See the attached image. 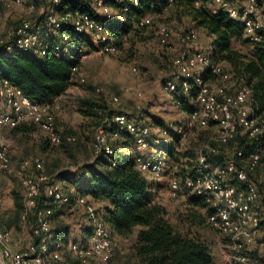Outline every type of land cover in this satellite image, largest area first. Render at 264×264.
Listing matches in <instances>:
<instances>
[{
  "label": "built area",
  "instance_id": "2783aa9c",
  "mask_svg": "<svg viewBox=\"0 0 264 264\" xmlns=\"http://www.w3.org/2000/svg\"><path fill=\"white\" fill-rule=\"evenodd\" d=\"M98 15L111 20L119 11L112 9L106 0H87ZM130 1L137 6L139 0ZM239 6L232 0H192L196 9L214 13L222 10L232 19L241 21L243 36L252 43H258L264 49V23L260 15L257 0H241ZM62 0H48V6L42 10L38 19H22L15 27L0 33V49L12 51L35 52L39 56L46 54L50 46L49 38L59 36L60 42L69 40L66 33L60 32L64 26H70L78 33H86L94 39L98 52L118 54V47L107 34L101 19L92 18L87 13L59 11ZM27 5V12L34 11V0H0V8ZM128 6L123 5L126 12ZM1 21V17H0ZM134 26L140 32L151 30L160 49L170 50L175 42L180 51L172 59L173 73L164 84V90L171 96L176 91L191 92L194 96L188 101L192 106L185 112V120L173 125L169 123L163 134H176L186 138L191 127L214 129V141L219 145L233 144L229 158L221 164H213L208 159V151L217 154L219 145H205L206 151L200 150L192 165L180 183L172 180L168 195L177 197L185 193L188 197H201L210 207L205 209L206 220L213 230L218 231L226 240L231 255L223 258L224 264H264V218L256 209L260 198L257 183L251 176L261 165L264 155V113L255 112L252 106V90L244 82L227 87L214 80L205 81L202 74L209 70L216 77H221L222 64L213 63L207 51L201 50L198 27L191 26L183 31H175L169 24H155L153 18L146 14L135 21ZM59 44L54 49L58 50ZM86 57L83 54L81 58ZM72 78L78 75L79 68L72 67ZM140 96V92L135 93ZM118 97H110L115 104ZM173 101V98H172ZM173 103L179 107L178 100ZM55 99L48 103H38L7 80H0V128L12 129L21 123H33L39 128L44 139L50 145L72 143L75 136L62 135L54 127ZM121 130L127 131L133 139L134 146L146 148L150 136V126L146 119H133L122 112L113 111L103 119L96 130L93 141L94 156H111L114 152L113 141L118 139ZM250 142L254 149L246 157L237 148L238 141ZM43 159H24L16 167L12 165L10 147L0 142V175L16 177L25 190L24 200L27 209H34V224L26 245L15 241L10 233L0 226V261L1 264H70L64 254L77 264H111L113 252L112 236L102 212L91 203L88 197L76 198L85 215L89 229L85 241H69L64 244L54 239L51 232L49 207L38 208L41 191L56 206L67 205L69 195L61 185L47 175L43 169ZM136 167L142 173L162 176L164 159L161 153L151 157L136 156ZM114 165V163H112ZM35 174L29 172V168ZM264 177V171L261 174ZM231 177L237 181L230 183ZM46 203V202H45ZM26 220V212L21 216ZM255 248L253 254L251 248Z\"/></svg>",
  "mask_w": 264,
  "mask_h": 264
},
{
  "label": "trees",
  "instance_id": "16d2710c",
  "mask_svg": "<svg viewBox=\"0 0 264 264\" xmlns=\"http://www.w3.org/2000/svg\"><path fill=\"white\" fill-rule=\"evenodd\" d=\"M257 2L258 5H262L264 0H257ZM105 3L119 11L111 20L98 15L87 0H62L58 10H78L91 15L92 18L101 19L105 24L107 34L118 46L122 44L124 38L134 32H140L134 26L135 21L150 14L151 11L173 5L190 8L193 25L213 37L207 50L211 61L228 65L232 77L237 82H244L251 88L252 106L255 112L264 113V49L260 44L243 38L241 21L230 18L222 10L211 13L196 9L192 5V0H139L137 6L132 5L130 1L106 0ZM125 4L128 10L123 12L122 8ZM60 32L66 33L69 40L62 43L58 35L50 37L48 40L50 46L43 56L32 51L24 52L14 49L8 52L0 49V80L9 81L38 103H48L62 95L71 83L72 67H79L82 55L87 53L83 49L91 47L92 41L89 34L78 33L70 26H64ZM235 39L248 46V53L232 47ZM55 44H59L58 50L54 49ZM201 76L205 81L216 78L208 69ZM194 93V90L191 92L178 90L173 93L172 98L173 101L180 102L178 108L181 111L188 113L192 110L188 101ZM101 102L89 98L82 99L79 111L83 116L99 118L100 115L103 119L113 111ZM25 124L21 123L10 130L25 132ZM171 135L173 136L172 143L158 145L165 163L162 172L165 181L156 182L152 176L137 169L136 156L129 150L134 146L132 136L127 131L121 130L118 139L113 141V143L119 142V146L115 149L113 144L114 152L111 156H93L89 163L80 167L78 173L58 175L59 179L70 183L73 189L69 195V203L64 206L73 207L76 204V198L80 195L88 197L91 203L102 212L111 236L126 237L131 235L136 227H139L131 245L134 264H215L208 243L202 237L193 234L190 227L187 228L186 225L180 223L172 224L166 208L156 200V197L159 190L164 189L172 180L182 183L185 175L191 171L198 152L206 151L205 145L215 147L219 144L211 141L208 136H205L207 140L204 142V136L199 134L191 143L193 145L189 147L186 145L180 150L182 138L176 134ZM227 146L219 145L217 154L207 153L209 161L222 165L230 156L232 142ZM237 148L242 150L243 157L246 158L253 151L254 146L240 139ZM231 178L230 183L236 184V179ZM41 193L38 208H51L50 219L64 213L61 209L53 210L55 205L46 198L43 189ZM11 194L13 195V207L8 212L2 213L0 226L6 231L19 229V226L23 224L21 216L26 212L25 224L30 225L29 233L31 234L35 211L26 209L21 196L15 191H11ZM42 199L44 202L41 201ZM97 203L104 204L98 206ZM187 204L194 209L210 210L201 197H189ZM85 228L89 234L87 226ZM59 238L66 243L69 241V234L65 230ZM84 238L86 239V236Z\"/></svg>",
  "mask_w": 264,
  "mask_h": 264
},
{
  "label": "rangeland",
  "instance_id": "374dc122",
  "mask_svg": "<svg viewBox=\"0 0 264 264\" xmlns=\"http://www.w3.org/2000/svg\"><path fill=\"white\" fill-rule=\"evenodd\" d=\"M232 1L237 6L242 4L241 0ZM34 5V11L31 13L27 12L26 4L0 8V33L15 27L22 19H38L42 10L48 6V0H34ZM259 7V13L264 23V2ZM149 15L155 24H169L177 32L193 26L191 9L188 7L173 5L151 11ZM198 29L201 50L207 51L210 44L207 39L208 34L203 29L199 27ZM91 41V47L83 49L87 53L86 57L80 59L78 75L73 78L68 89L55 99L54 127L61 134L75 136L74 142H65L59 146L50 145L43 138L39 128L28 122L24 126L25 132L0 128V142L9 145L11 162L14 167L24 159H43L44 172L58 182L68 195L72 191V185L59 179L58 175L60 173H78L82 165L93 159V138L105 118L101 119L100 115L99 118L83 116L79 111L82 99L89 98L102 101L101 103L107 105L109 110L125 113L133 119L145 118L150 126L148 146L149 142L159 146L161 143L163 145L172 143L173 136L162 133L164 126L169 123L176 125L185 120V112L173 103L172 96L163 88L166 80L171 78L173 73L172 57L180 51V45L177 42L170 50L160 49L154 33L151 30H146L134 32L124 38L122 44L117 46L118 54H104L98 52V47L93 38ZM232 47L243 53H248V46L242 41L233 40ZM222 68L221 77H216L214 81L227 87L235 86L237 81L232 77L228 65L222 64ZM136 92H140V96H136ZM113 95L118 97L115 104L110 102V97ZM209 128L191 127L186 138L180 141V150L186 145L188 147L193 145L191 143L199 134L204 136V142L207 140L205 136L214 141V129ZM113 144L117 149L119 142L116 141ZM227 149L230 150L228 146ZM262 157L261 165L251 178L257 183L260 193L256 209L262 213V218H264V177L261 175L264 171V155ZM29 172L36 173L32 167L29 168ZM155 180L161 182L162 177L157 176ZM168 188L169 184L164 189H160L158 197L168 212L170 222L174 225L184 224L187 228L190 227L193 234L204 238L213 257L224 258L228 254L231 255L229 249L226 248L227 240L218 231L210 227L204 210L191 208L187 204L189 197L185 193H179L175 198L169 197ZM11 191H15L17 195L21 196L25 206V190L20 181L11 175H0V216L13 207ZM41 201L44 202V199ZM58 209L64 213L50 219L54 239L61 241L59 236L66 230V233L69 234V241H85L84 237H88V230L85 228L86 221L83 210L81 211L75 206L53 207L55 211ZM22 223L19 229H13L10 233L15 241L24 246L29 241L30 225L25 224V221ZM138 229L139 227H136L133 233L126 237L112 236L111 264L135 263L131 256V245L134 233ZM263 236L264 233L261 230L259 237ZM218 242L223 246L217 247ZM63 243L66 244L67 242ZM251 250L252 252H247V254H253L256 251L254 247ZM64 256L70 264H77L66 253ZM222 263L224 264V260Z\"/></svg>",
  "mask_w": 264,
  "mask_h": 264
},
{
  "label": "crops",
  "instance_id": "0c3cea01",
  "mask_svg": "<svg viewBox=\"0 0 264 264\" xmlns=\"http://www.w3.org/2000/svg\"><path fill=\"white\" fill-rule=\"evenodd\" d=\"M212 36H208L207 37V39H208V42L210 43L211 41H212ZM210 45V44H209ZM61 96V95H60ZM59 96V97H60ZM59 97H57V98H59ZM56 99V98H55ZM150 144H149V146H148V148L147 149H145V148H141V149H139L138 147H136V146H132L129 150L131 151V152H133L134 154H135V156H143V157H151V156H154L156 153H161L162 154V152H161V150L158 148V145H153V143H151V142H149ZM124 151H126V150H124ZM162 177V181H165V177L164 176H161ZM153 180L154 181H156L155 180V178H153ZM157 182V181H156ZM73 190V189H72ZM72 192V191H71ZM71 194V193H70ZM159 194L160 193H158V195H157V197H156V200L160 203V204H162L163 205V203L159 200L160 198L158 197L159 196ZM98 204V206H101L102 204H104V203H97ZM74 206L77 208V209H79V210H81L82 211V209L79 207V206H77L76 204H74ZM137 232V231H136ZM136 232L134 233V239H133V241L135 240V236H136ZM204 239V238H203ZM220 245L221 246H223L221 243H217V247H219L220 248ZM221 253H223V252H221ZM222 261H223V258H221V257H217V256H215L214 257V262H215V264H223L222 263Z\"/></svg>",
  "mask_w": 264,
  "mask_h": 264
}]
</instances>
